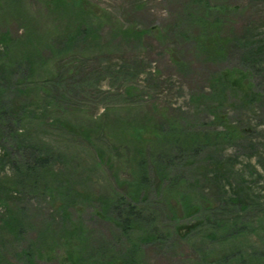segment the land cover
I'll return each instance as SVG.
<instances>
[{"label":"rangeland","instance_id":"374dc122","mask_svg":"<svg viewBox=\"0 0 264 264\" xmlns=\"http://www.w3.org/2000/svg\"><path fill=\"white\" fill-rule=\"evenodd\" d=\"M78 2L63 3L65 11ZM83 2L98 34L93 47H64L50 0H22L19 17L0 16V34L10 39L0 46L9 43L24 68L30 48L36 68L12 84L41 86L47 111L35 113L32 130L60 156L40 193L14 192L8 207L21 224L13 234L0 229L1 264H241L228 255L238 252L248 264L254 249L264 250V0ZM223 71L246 75L252 100L213 92ZM94 120L99 129L90 132L83 122ZM219 123L240 130L195 157L181 160L168 139L179 129L220 130ZM133 126L141 128L138 139ZM7 141L2 179L10 161L29 153H15ZM6 147L11 155L3 158ZM233 190L249 208H220ZM124 202L141 210L126 228L117 216ZM237 214L242 234L231 235V226L212 231L211 219ZM250 261L264 264V257Z\"/></svg>","mask_w":264,"mask_h":264},{"label":"trees","instance_id":"16d2710c","mask_svg":"<svg viewBox=\"0 0 264 264\" xmlns=\"http://www.w3.org/2000/svg\"><path fill=\"white\" fill-rule=\"evenodd\" d=\"M70 0H50L52 10L56 11L57 14L60 15L59 20L62 25L61 32L63 33V45L66 49L73 48V44H79L87 47V45L97 44V33L96 28L88 23V17L90 14L89 8L85 5L83 0H79V5L75 9L73 8V13H67L64 9V4ZM22 0H0V16L4 14H9L14 17H19L20 7ZM97 37V38H96ZM28 35L25 36V40L17 41L19 44H25L28 42ZM9 38L6 33L0 34V44L1 42H9ZM9 46V43H8ZM8 46H0V55L4 54V58L2 59V63L0 62V146L5 144L3 140L8 138V143L15 144L13 150L14 152L21 153L24 149L25 151H29L21 157V161H10V171L11 175L5 179L0 178V208L3 210L7 209L4 215L0 216V229L2 231H6L8 234H13L14 229L18 227L21 222L18 219L15 212H13L8 207V203L12 202L13 194L15 191H24V192H38L37 189H41V182L44 180V176L46 178V174L49 173V168L52 163L60 160V156L56 154V151L52 149H48L47 144L44 140L38 136L32 130V126L34 124V115L36 112L46 113L47 109L41 98V86L38 85V82L32 81L30 85H21L20 83L12 84V78L16 77L15 75L18 73L22 74V77L28 75V72H34L36 68L31 66L32 60L30 59L29 49L24 48V52L22 53L21 62L27 63V68L23 67L19 62L18 58L11 57V53L7 51ZM1 60V59H0ZM23 60V61H22ZM24 71H27L25 73ZM31 82V81H30ZM215 88L213 92H216L217 95L223 94L224 92L233 93L236 92L237 96L240 95V101L252 100L250 96V83L249 79L246 75L241 72L235 74L230 71H223L219 73L215 77ZM219 91V92H218ZM10 95L14 97L10 98ZM23 100V101H21ZM220 99L216 100V106L218 108L222 107V101ZM54 120V119H53ZM112 124V127L118 126V121L114 118L108 119V124ZM87 125L88 131H96L99 129L98 121H88L84 123ZM221 124L220 130L214 128L210 133H187L181 129L178 130L175 135L169 134L168 139L171 137L170 144L174 145L178 148L177 156L182 159H187L190 156H197V154L205 147L208 146H217L218 144L224 143L225 140L230 137H234L237 135L239 128L233 127L230 124L219 123ZM141 128H137L133 126L132 135L136 136L137 139L140 137ZM10 144V145H11ZM4 146V145H3ZM5 148V147H4ZM157 146H153L151 149L152 154H154V149ZM11 151L6 147L3 151V158H7L8 155L10 157ZM24 153H21V155ZM156 161L160 160L162 154L156 152ZM158 162V161H157ZM169 163V162H168ZM211 165L216 164L213 161H210ZM218 172L220 169H217ZM44 174V175H43ZM141 182H144L145 176H141ZM44 184H42L43 186ZM46 189V186H45ZM40 193V192H38ZM70 193L69 189H67L62 195ZM124 206L119 209L117 212V216L120 218V222L123 227H127V223L129 224L130 218L138 219L140 218V211L137 210L131 203L124 202ZM222 207H237L238 210L244 211L249 208L251 202L246 200V196L243 193H240L239 190L234 191L229 194L225 198H222L220 201ZM253 208V207H252ZM4 212V211H3ZM216 212L214 211V214ZM18 214V213H17ZM214 220L211 219L213 223L212 231L216 232L218 225L220 227V232H226V229L231 226L232 232L229 230L231 235H236L241 232V234L246 230V225L243 223H237L241 220V218L237 215L228 217L225 220L224 218L219 217ZM215 221L218 223H215ZM242 221V220H241ZM196 227L195 225H190L188 230H185V233L191 232V230ZM235 229H233V228ZM261 229V228H260ZM234 231V232H233ZM231 254V255H230ZM235 254V255H234ZM230 256H235L237 258V262L241 264H245L247 259L239 256L238 253H229ZM238 256V257H237ZM263 256L264 250L262 249H254L248 257V264H250V260H253L254 257ZM250 261V262H249ZM0 260V264H1Z\"/></svg>","mask_w":264,"mask_h":264}]
</instances>
